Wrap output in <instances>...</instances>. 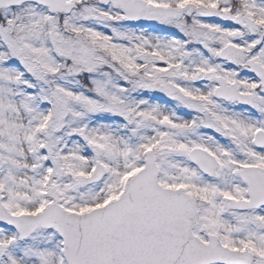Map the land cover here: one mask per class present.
<instances>
[{
    "label": "snow or ice",
    "instance_id": "1",
    "mask_svg": "<svg viewBox=\"0 0 264 264\" xmlns=\"http://www.w3.org/2000/svg\"><path fill=\"white\" fill-rule=\"evenodd\" d=\"M0 264H264V0H0Z\"/></svg>",
    "mask_w": 264,
    "mask_h": 264
}]
</instances>
